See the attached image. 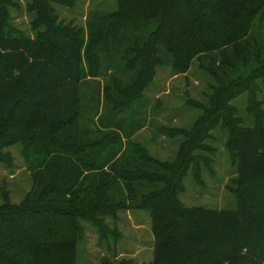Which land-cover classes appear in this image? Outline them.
Here are the masks:
<instances>
[{"label":"trees","instance_id":"obj_1","mask_svg":"<svg viewBox=\"0 0 264 264\" xmlns=\"http://www.w3.org/2000/svg\"><path fill=\"white\" fill-rule=\"evenodd\" d=\"M121 7L87 16V49L97 62L89 75L101 77L104 65L110 73L104 89L117 92L103 113L95 110L91 125L80 96L87 75L77 37L50 25L57 37L54 52L46 37L0 35V119L13 115L18 122L53 127L35 143L26 141L32 190L17 205L0 204V264H76L79 227L67 217V203L87 206L96 220L121 201L154 210L171 202L167 196L179 177L172 179L168 165L150 161L129 140L152 119L146 112L129 122L120 114L143 97L157 66L185 72L195 58L211 74L231 76L215 90L217 118L197 123L204 131L233 114L229 100L264 82V0H122ZM263 119L254 116L253 125L233 129L237 208L201 207L190 216L177 211V224L159 230L151 264H264ZM233 123L225 124L230 131ZM160 134L167 135L166 128ZM192 137L194 147L206 138ZM106 170L120 176L101 182ZM108 182L123 195L115 203L95 198ZM47 197L62 205L47 209Z\"/></svg>","mask_w":264,"mask_h":264},{"label":"rangeland","instance_id":"obj_2","mask_svg":"<svg viewBox=\"0 0 264 264\" xmlns=\"http://www.w3.org/2000/svg\"><path fill=\"white\" fill-rule=\"evenodd\" d=\"M121 3L122 0H0V35L46 37L56 52L57 37L49 29L53 25L55 30L75 36L83 44V70L87 76L80 85V96L87 111L84 118L89 125L91 116L97 117L95 110L98 109V115L103 113L106 106H111V97L117 92L112 90L110 94L104 89L107 85L104 82L110 74H106L104 65L101 77L89 75L97 62L87 49V16L93 12L115 13ZM219 77L201 67L195 58L185 72H174L171 64L159 65L143 90V97L133 109L120 113L128 120L147 112L151 124L129 140L134 148L142 149L150 161L168 165L167 171L172 179L179 177L175 182L177 188L174 194L167 196L171 202L162 201L157 205L158 209L147 207V203L132 207L121 201L110 211L98 215L96 220L90 218L87 206L79 202L67 203L70 212L67 217L79 227L76 264H151L153 250L161 238L159 230L177 224L180 216L177 211L190 216L194 209L201 207L216 210L237 208L233 129L237 125H253L254 116H264V82L259 80L255 91L240 92L229 100L233 114L228 115L224 123L220 121L204 131L197 123L217 118L218 114L212 112L217 100L215 90L224 79L231 78L228 73ZM110 86H114L113 79ZM154 103L156 107L151 110ZM229 119L234 122L231 131L225 125ZM162 128H166L167 135L160 134ZM50 130L53 127L18 122L13 115L0 119V204L17 205L32 190L33 176L23 156L26 141L33 144ZM195 134L206 137L201 147L193 145L196 142H192V135ZM179 166L185 169L179 171ZM95 168L89 167L88 171L92 173ZM110 171L100 174L101 182L113 175L120 176ZM87 189L83 188L81 193L86 194ZM80 196L77 195L75 200ZM100 196L107 203L123 198L122 194L115 193L109 182L97 189L95 198ZM49 198L42 203L48 206L47 209L62 205Z\"/></svg>","mask_w":264,"mask_h":264}]
</instances>
